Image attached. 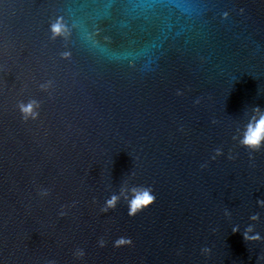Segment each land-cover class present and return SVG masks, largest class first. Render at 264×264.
<instances>
[{
  "label": "water",
  "instance_id": "obj_1",
  "mask_svg": "<svg viewBox=\"0 0 264 264\" xmlns=\"http://www.w3.org/2000/svg\"><path fill=\"white\" fill-rule=\"evenodd\" d=\"M0 264H264V0H0Z\"/></svg>",
  "mask_w": 264,
  "mask_h": 264
}]
</instances>
